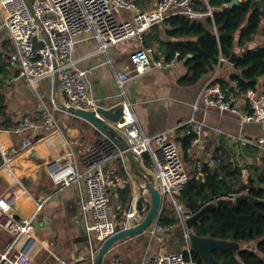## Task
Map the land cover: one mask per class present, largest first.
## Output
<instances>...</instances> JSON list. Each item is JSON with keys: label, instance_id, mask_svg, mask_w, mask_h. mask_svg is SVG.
I'll list each match as a JSON object with an SVG mask.
<instances>
[{"label": "built area", "instance_id": "built-area-1", "mask_svg": "<svg viewBox=\"0 0 264 264\" xmlns=\"http://www.w3.org/2000/svg\"><path fill=\"white\" fill-rule=\"evenodd\" d=\"M36 21L30 15L26 0H0L2 22L12 43L13 52L9 55V64L15 69L16 78L24 79L35 91L38 83L53 79V63H56L58 77L57 93L63 96L64 105L84 110L100 107L98 100L91 95L89 71L78 67L73 58L74 47L79 36L89 35L97 44L94 54H106L107 50L124 41L136 39L140 45L126 60L109 63L115 85L118 89V103L122 112V122H115L114 128L126 141L129 150L138 159L153 178V185L160 195L158 212L151 225L145 230L148 248L158 247V251L148 259L147 264H197L192 260L190 234L192 228L186 226V220L196 212L184 209L178 195L187 185L190 175L185 165L179 143L172 136V130L146 135L127 100L125 85L147 73L169 69L179 62V53L165 60L155 58V47L142 46L143 35L154 25L173 15H185L200 20L211 17V10L202 13L194 8L197 2L207 4V0H157L148 9H140L127 0H30ZM216 73L212 74L202 86L191 107V114L185 121L187 134L192 136L186 154L193 157L199 147H206L211 139L206 130L221 135L223 131L210 127L204 120L196 118L200 110L198 103L215 109L219 114H228L236 118L239 125H258L262 128L259 135H231L228 139L240 146L257 149L264 156V91L248 90L244 98L231 103L218 83ZM37 107L41 113V128L51 132L46 141L45 155L48 163L45 170L57 191L76 186L81 191L80 215L78 221L89 246V260L95 264L98 249H93V239L100 246L106 239L119 230L140 223L150 202L146 190L141 193L143 203L137 209L139 193H132L130 209L124 218L118 220L119 207L113 202V196L127 187L133 189L136 178L132 175L129 163L116 146L101 141L97 147L76 152L69 147L57 124L50 104L39 97ZM30 121L25 119L14 131L0 129V179L6 185V191L0 195V227L8 234V241L0 247V264H32L43 250L33 232V218L16 217L14 209L18 206L19 181L7 166L8 155L16 145L12 134L24 129ZM218 137V136H217ZM148 158L151 167L144 166ZM209 163L211 154L207 155ZM260 161V156L256 157ZM219 163V159L216 160ZM195 175L204 182L206 173L203 163L197 159ZM138 189L143 186L140 180ZM236 195L217 197L235 199ZM208 204L207 202L204 204ZM203 205V206H204ZM41 204L36 205V211ZM164 210L173 211L177 216L175 224L163 225L159 219ZM169 246L174 251H169ZM55 264H65L52 256ZM117 264V263H115Z\"/></svg>", "mask_w": 264, "mask_h": 264}, {"label": "crops", "instance_id": "crops-1", "mask_svg": "<svg viewBox=\"0 0 264 264\" xmlns=\"http://www.w3.org/2000/svg\"><path fill=\"white\" fill-rule=\"evenodd\" d=\"M1 22L0 9V26ZM262 42H264L263 39L256 41L257 44ZM96 48V42L89 35L79 36L74 47L73 58L78 60L80 69L89 71L93 98L98 100L100 107L114 111L118 103V89L107 60L122 61L138 47L131 39L126 43L110 47L106 54H94ZM12 52L13 47L7 31L0 28V56H2L0 92L4 95V105L7 114L15 121L20 120V123L25 119L30 121L23 130L11 136L16 148L8 155L7 166L19 181L18 206L14 209L13 215L33 218L32 225L36 223V226H33V232L43 243V250L32 264H55L53 255L65 264H91L86 235L83 232V226L77 220L80 215L81 191L76 186H71L58 192L45 170L49 160L45 155L46 141L51 132L40 127L42 117L37 107L39 97L50 104L61 134L68 141L72 151H86L97 147L101 141L111 144L112 142L88 123L58 111L52 100L50 80L38 83L34 91L24 79L16 78L15 69L9 64V55ZM216 72L218 77L228 79L233 73L232 64L224 62ZM184 73V65L182 62H177L174 67L152 71L125 85L126 98L131 103L136 119L146 135L150 136L167 130H172L175 140L187 135L184 123L191 114V107L202 86L211 75L204 76L192 86L181 87L177 81ZM56 97L59 103H64L62 95L57 93ZM198 106L200 110L196 118L204 120L207 125L223 133L219 136L206 130L205 134L211 139L210 144L197 149L193 156L196 159L206 160L205 157L212 154L215 144L221 139L229 143L230 147H235L238 143L228 139V134L259 135L261 133L250 132V127L246 126L253 125H239L236 118L231 115L219 114L211 108H207L206 112L203 111L204 105L201 102ZM102 118L105 123L114 128L116 121L112 122L103 116ZM59 124L63 125L62 129H65V132ZM258 127L262 131V128ZM116 132L119 133L117 130ZM120 136L122 137L121 134ZM181 155L183 156V153ZM234 155H237L236 151ZM188 169L192 170V166H188ZM138 182L135 180L132 193H139ZM6 189L5 183L0 179V195ZM113 202L119 207L118 192L113 196ZM39 204L41 209L37 212L36 205ZM141 237L144 247L139 244V241H135ZM8 239V234L0 227V247ZM92 241L93 249H99L100 244L94 239ZM169 249L172 248L169 246ZM157 251L158 247L148 248L147 235L142 233L117 241L103 256L100 264H147L148 259ZM140 256L144 260L138 263Z\"/></svg>", "mask_w": 264, "mask_h": 264}, {"label": "trees", "instance_id": "trees-1", "mask_svg": "<svg viewBox=\"0 0 264 264\" xmlns=\"http://www.w3.org/2000/svg\"><path fill=\"white\" fill-rule=\"evenodd\" d=\"M127 1L140 9H148L157 0ZM231 1L197 2L196 10L205 13L209 8L212 16L200 20L180 14L170 16L143 35L142 46L155 47L156 59L169 60L179 53L178 61L185 67V73L177 81L181 87L196 84L204 76L218 71L224 62L233 60V73L225 79L218 77L216 72L215 83L223 89L227 100L235 103L244 98L248 90L264 91V42L254 45L258 39L264 41V0H240L229 7ZM132 40L139 48L138 41ZM0 60L2 63V56ZM19 123L20 120L15 121L7 114L4 95L0 92V129L13 131ZM191 138L187 134L176 142L182 149L185 165L194 169L197 159L186 154ZM240 148L239 154L244 158L260 156V167L252 168L244 162L237 164L235 148L221 139L212 150L213 163L206 157L201 160L206 173L204 182L196 177L193 169L190 170V179L177 197L189 212L199 211L206 202L210 204V210L192 226L195 236L236 244L232 250H212L215 264H264V156L252 147ZM144 166L151 167L147 157ZM228 195L236 196L221 206L211 203L217 197ZM240 196L244 198L236 202ZM118 197L116 218L121 220L130 209L132 188L119 190ZM177 220L176 214L168 210H164L159 219L163 225L175 224ZM192 260L208 264L195 250H192Z\"/></svg>", "mask_w": 264, "mask_h": 264}, {"label": "water", "instance_id": "water-1", "mask_svg": "<svg viewBox=\"0 0 264 264\" xmlns=\"http://www.w3.org/2000/svg\"><path fill=\"white\" fill-rule=\"evenodd\" d=\"M240 0H233L229 3V7L236 5ZM26 5L28 11L32 18L36 21V17L34 15V11L32 8V3L30 0H26ZM218 34V29L216 30ZM53 79H52V91L51 96L53 103L56 109L60 112H63L67 115H70L73 119L82 120L89 125L92 126L95 130L100 132L102 135L106 136L108 140L112 142L120 151H122L123 155L126 157L129 163V168L132 175L140 181L143 182V186L139 188V197L137 201V209L140 210L143 203V197L141 193L146 190L150 197V202L148 203V210L140 223L133 222L134 226L127 228L125 230H119L114 235L109 237L104 241V243L98 249V252L95 256V264H100L102 261L103 256L108 252V250L114 245L117 241L122 240L124 238H130L132 236H138L147 230V228L151 225L152 221L154 220L160 205V195L158 191L155 189L153 185V178L151 174L141 166L138 162V159L134 156V154L129 150V147L124 140L123 137L120 136L114 128L110 127L105 121L103 120L102 116L110 121L122 122V112L120 107H117L114 111L106 110L102 107H97L95 110H84L80 108L68 107L64 104H61L57 101V90H58V77L56 73V63L53 60ZM228 63L232 64L233 60H229ZM216 73V72H215ZM244 197L240 196L236 198V202L242 200ZM230 199H219L214 204L216 206H221L226 204ZM213 203V201L211 202ZM210 204L204 205L199 211L194 213L186 220L187 228L191 229L193 224L205 213L210 210ZM36 223H33V226ZM190 245L193 250H195L202 259H204L208 264H215L212 256V250H232L236 248V244L234 243H226L221 242L209 238H201L197 237L192 233L190 234Z\"/></svg>", "mask_w": 264, "mask_h": 264}, {"label": "rangeland", "instance_id": "rangeland-1", "mask_svg": "<svg viewBox=\"0 0 264 264\" xmlns=\"http://www.w3.org/2000/svg\"><path fill=\"white\" fill-rule=\"evenodd\" d=\"M128 41H130V40H127V41H124V42H122V43H126V42H128ZM122 43H120V44H122ZM263 43V42H262ZM257 43H255L254 45H256ZM260 44V43H259ZM119 45V44H118ZM127 59V58H126ZM126 59H124V60H126ZM123 61V60H122ZM60 125V128L62 129V127H63V125L62 124H59ZM246 127H250V132H252V133H255V134H257V132L258 133H260L261 132V129L258 127V125H253V126H246ZM62 131H64L65 132V129H62ZM68 139V138H67ZM69 140V139H68ZM235 151L237 152V157H234V161L235 160H237V161H235L237 164H243V162L244 163H247L249 166H252V168L253 167H260V164H261V161H256V159H252V158H244L242 155H240L239 153H240V146L238 145V144H235ZM239 154V155H238ZM192 169H193V166H192ZM252 170V172H253V170L254 169H251ZM245 173V172H244ZM246 174V173H245ZM135 241H139V244L140 245H143V247H144V241H143V239H142V237L141 238H139L138 240H135ZM145 249V248H144ZM175 249L174 248H172L171 250L169 249V251H174ZM144 259L142 258L141 259V256H140V259H138V263H140V261L142 262Z\"/></svg>", "mask_w": 264, "mask_h": 264}]
</instances>
